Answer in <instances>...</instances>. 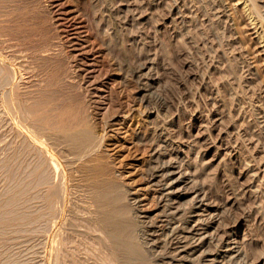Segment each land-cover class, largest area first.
Masks as SVG:
<instances>
[{
	"label": "rangeland",
	"instance_id": "1",
	"mask_svg": "<svg viewBox=\"0 0 264 264\" xmlns=\"http://www.w3.org/2000/svg\"><path fill=\"white\" fill-rule=\"evenodd\" d=\"M115 1L117 0H0V54L4 55L5 60L9 57V66L17 70L13 83L15 91L28 94L37 91L39 87L42 88L46 80V75L42 73L43 69L41 70L43 61L52 57V65H56V57L65 60L62 71L66 74L63 73L60 82L66 80L64 83H67H62L63 86L60 83V90H75L80 96L84 95V100H88V112L91 114L89 119L92 120L91 124L96 131L99 130L97 133L103 134H100L102 144L104 143L101 152L112 166V174L117 175L113 174V177L121 186H125L124 191H130L132 196L138 199L137 214L140 217L133 219L131 224L127 223V219L124 223V218L118 221L123 225L121 235L124 233V237L119 238L120 244L118 241H110L99 231L97 223L96 227L93 225L92 229L88 228L85 237L81 238L67 225L71 221L72 225L82 220L84 223L85 216L90 217L91 211L86 194L75 187L77 177L82 174L79 164L75 162L78 171L70 172L71 179L68 184L70 202L67 201V209L60 215L61 218H58V223L57 218L54 220V232L59 231V238L73 233L72 237L69 235V241L76 246L80 243L79 251L83 249L85 253L90 252L91 245L86 246L90 242L93 243L92 246H97L106 239L102 244L111 247L109 249L115 248L116 244V249L122 251H119V256L126 257H119L118 260L125 261V264H162L159 253L163 252V248L152 245L154 241L148 240L146 243L147 236L145 238L144 234L145 224L159 225L162 219L161 209L155 199L157 187L146 180L150 155L145 138L157 125H163L164 128L166 126L167 132H171L174 125L177 128L183 127L184 131L192 136L196 135L198 141L194 147L190 145L191 151L186 148L189 153L185 152L184 157L188 154L189 157H185V161L194 163L195 151L202 152L201 160L198 157V168L203 171L197 175V183L212 185L215 195L223 196L228 193L236 200L224 209L225 214L232 216L227 218L226 222H229V219H238V245L244 250L247 249L246 252H249L252 260L264 264V0H136L139 3L144 1L141 4L145 5L141 8V23L134 26L122 22V16L113 17L109 13L112 4L119 2ZM95 12L105 18L95 19ZM115 16L121 18L122 20L118 18L121 22H118ZM96 20L102 21L100 29L96 26ZM123 25L129 26L128 30ZM42 58L45 60H41ZM145 62L152 67L151 71L146 70L150 73L147 80L150 87L146 92L147 101L142 102L140 90L130 77L131 70H137ZM124 74L128 75L127 80L124 79ZM67 91L65 93H68ZM141 136L144 137L143 140H140ZM192 147L195 148L194 152ZM61 159L58 158V162H65L64 157ZM68 169L70 170V167ZM0 178L4 177L0 174ZM2 181L3 179L0 180V186ZM249 183L253 186L248 193L250 198L248 197L249 201L246 199L248 202L243 203L239 188ZM224 184H227L229 189H225ZM188 200L189 196L184 195L180 198V204L185 205ZM74 202L78 204V212L83 215L76 213L77 206ZM247 206L252 209L255 207L256 213L245 220L241 218V212L249 209ZM74 207L75 212L72 211ZM68 209L73 213L67 211ZM77 217L81 218L80 221ZM73 218L78 221L75 222ZM76 224V232L84 230L83 227L80 228L81 224ZM74 226L72 228H75ZM92 230H95L98 236L95 231L92 234ZM37 237L35 235V238ZM35 238L31 242L27 239L30 243L24 238H21V242L15 241L19 242L18 244L13 241L12 245L11 242L8 250L2 248L7 253L0 249L3 254L1 261L4 259V264H9V261L13 262V258H22V264L24 261H32L35 257L39 258L40 241ZM72 238L81 241L85 248L81 246V242L74 243ZM86 238H91L88 240L92 241L89 242ZM124 238H130L127 240L130 242ZM34 242L38 243V248ZM131 242L134 243L133 246L129 244ZM25 243L36 247H26ZM50 244L43 264L54 262L53 257L52 262L49 258ZM102 244H99L101 249ZM121 244L124 247H118ZM14 246L20 247L19 249L26 248L18 251ZM98 247L96 251L100 249ZM86 248L89 252L85 251ZM11 249L12 255H9ZM30 250H33L30 254L34 252L31 259L28 252ZM137 250L141 253H137ZM22 251L27 252L24 254ZM20 254L24 257L19 256ZM129 254L135 256L130 258L132 255ZM5 255H9L6 259L10 260L7 261ZM3 261L0 264H3ZM119 261L116 262L120 264Z\"/></svg>",
	"mask_w": 264,
	"mask_h": 264
},
{
	"label": "bare ground",
	"instance_id": "2",
	"mask_svg": "<svg viewBox=\"0 0 264 264\" xmlns=\"http://www.w3.org/2000/svg\"><path fill=\"white\" fill-rule=\"evenodd\" d=\"M117 1H115V3ZM138 1L119 0L117 4H112L111 10L108 9L109 13L112 14V16H122L124 19L122 22H125L126 25L134 26L135 24H139L143 19L141 8H143L142 5L145 4H141L144 1L141 3H139L141 0L139 2ZM98 12L100 13V11ZM93 15L95 19L102 17V15H98L96 12ZM103 17L105 18V16ZM116 17L117 16H115V19L118 20L119 17ZM121 18L119 19L122 20ZM120 20H118V22ZM101 22L102 21L100 20H98V22L96 20V26L98 25L97 27H99V29ZM129 26L124 27L127 29ZM105 34L108 35L106 31ZM3 56L4 55L0 54V174L4 177L0 178V180L3 179L0 186V249L5 247L3 249L8 250L11 242L12 245L13 241L14 243L19 240L21 242V238L26 240L29 239L31 242L36 235L39 238L37 237L35 239H39L40 241L39 248L36 245L38 244L36 243L38 241L34 242L37 247L28 244L30 243L29 240H27L28 243H25L24 245L27 244L26 247L30 245L33 248H38L40 256H38L39 258L35 256V258L31 257L34 252H32L31 255L30 252L33 250H30L28 251L30 255L29 258H33V260H29V262L24 261L22 264H43L45 258H47L49 243H51L49 258L51 259V262L53 260L52 257L54 258L53 264H116L119 261L118 259L122 257L126 258L121 254L120 255L122 257L119 256V251L121 249L117 250L116 244H114L115 246L113 245L115 248L112 247L113 249H109L111 247L108 248L106 245L102 244L106 241V239H104L102 243H98V245L102 244L103 249L100 248V245L99 247L98 245H93L95 247L94 248L92 246L93 243L90 242L92 240H88L92 238L90 234L91 238H86L90 244L86 246L91 245L89 248L91 253L88 251L89 249L87 250L88 247L85 251H88L89 253H85L82 248L83 252L79 251L80 243H77L81 241H75L76 235L84 238L86 232L89 231L88 228L92 229L93 225L96 227L98 224L97 226H99V231H102L103 234L110 239V241L119 242L120 236L124 235V233H122L123 235L120 233L122 232L123 225L118 223L119 219L124 218V223H126L125 219H127V223L131 224L133 219L140 217L137 214L138 199L133 197L130 191L128 192L123 190L124 185L121 186V183L117 182V179L113 177V174L115 175V173L112 174V166L108 164L109 162L106 161L107 159L105 160V155L101 152V149L104 148H102L104 143L102 144L103 141L101 137L103 134L100 132V136V134L97 133L99 130L96 131V128L93 127L94 125L91 124L92 120L90 121L89 119L91 114L89 115L88 112L89 105L87 107L86 102L88 100H84L85 98L82 97L84 95L80 96V94L76 93L75 90L72 92H68L66 90L68 93H65L66 91L63 92V88H61L63 91L60 90L61 84L66 81L63 80L64 82H60L61 76H64L63 73H65L62 71L64 69L63 64L65 60L61 57L55 58L56 65H52V57L48 58L47 61L43 58L41 59L45 60L43 61L44 63L42 62L43 64L41 63L43 66L39 65L41 66V70L43 69L42 73L44 72L43 74L46 75L45 85H43L42 88L39 87L37 91L35 90V93L25 94V92L20 93L17 90L15 91V88H13L17 70L15 71L16 68H11V66H9L7 62L10 60L9 57L7 58L8 60H5ZM32 56H34V54H32ZM3 62H5V66H3ZM140 66L141 67L137 70H131L132 72L130 71L132 74L130 77L131 79H129L137 84V88L140 90L141 94V101L144 102L147 101L146 92L150 87L149 81H147L150 74L148 71H151L150 67L152 66H149L148 62H145ZM147 69L148 71H146ZM127 76L128 75L124 76L125 80L128 79L126 78ZM66 83L64 84L66 85ZM64 84H62V86ZM68 86L69 85L67 84V87ZM29 94H31V97H29ZM206 121L208 122L209 120ZM188 128L192 131L191 126ZM184 130L185 129H183V127L177 128L173 125L171 132H167L168 130L166 126L164 128L163 125H157L152 129L147 138H145V141L147 140L150 155L146 180H148L150 184L157 187L155 189V199L158 207L161 209L162 216V219L159 221L160 224L158 223L159 225L154 223H150V225H148V223L145 224L146 227L144 228V234L145 238L147 236L146 243L148 240L152 242L154 241L152 245L157 248L159 247V249L160 247L163 248V252L159 253L162 257V264H259V261H255L254 259L252 260L249 257V252H246L247 249L244 250L238 245L239 241L236 237L238 234L236 225V223H238V219L235 218V220L231 218L233 220L230 221L229 219V222H226L228 221L227 218L232 216L229 213L225 214L224 209L230 203H235L234 201L236 200H233L228 193L225 194L227 196L215 195L212 185H206V183L205 185H202L197 183L196 177L197 175H200L199 172L202 170L198 168V157H201L202 152L195 151L196 161H194V163H187L188 161H185V157L189 155L188 154L184 157L186 148H188V151H191L190 145L194 147L198 140L195 137L196 135H193V137L191 133H186ZM140 138V140H143L144 137L141 136ZM187 153L189 152H186L185 154ZM61 157L65 158V162H60L62 161ZM58 158L61 159L59 161L60 163L57 160ZM75 162L79 164L81 168L79 170H82V174H79L80 176L78 175L79 177H77V179L75 178L77 175L73 177L76 179V182L74 181L75 187L77 190L80 189L84 191L91 205V208L88 207L91 209L89 213L91 219H88L90 217L86 218L85 216V219L83 218V223V220L80 221V217L83 216L80 215V219L77 217L80 221L77 223L79 225L81 224L80 228L82 229L83 227L84 230L76 232V230H74L78 228L77 226H74L76 223H73L74 225H72V221L69 222V217L67 218V222H69L67 225L68 227L70 226L69 229L72 232L75 231L76 233V235L73 236L75 240L72 238V241L74 240V243L77 242L76 244L79 248L69 241V233L67 237L59 238L57 233L58 230H55L56 232H54V223L56 218L58 223V218H61L60 215H63L67 209L66 203L68 201V194H70L68 193V184H70L69 179H71L70 174L74 171H78V168H75V166L77 167ZM199 164L201 163L199 162ZM69 167L70 170L68 169ZM72 183L73 182H71V184ZM226 185L227 184H224V188L229 189V186ZM252 187L251 183H249L239 188L240 195H242V197H239H241L243 203H245L246 199L250 196V194L248 196V193ZM184 195L189 196V200L185 205H181L180 198ZM82 198L84 197L82 196ZM69 202L70 201H68V203ZM74 203L76 204V202ZM77 205L78 204H76V206ZM75 208L76 207H74V210L72 209L73 212L78 209V206L76 210ZM78 210L76 213L83 215V213L78 212ZM255 210V207H253V209H245L241 212V218L245 220L246 218H250L252 214L256 213ZM67 211L70 212L71 210L68 209ZM83 211L85 213V210ZM73 212L70 213L72 214ZM65 214L67 215V212ZM79 214H77V216H79ZM255 219L257 220V217H255ZM74 220L75 222L78 221L76 219ZM120 221L122 222V220ZM64 222L66 223V221ZM67 225L65 224V227ZM128 225L129 224H127V226ZM72 226L75 228H72ZM94 231L92 234L96 232ZM38 233L39 235H37ZM72 234L70 235L71 237ZM66 235L67 233L65 231V236ZM95 235H97V232ZM100 237L101 236H99V238ZM81 238L79 239L81 240ZM95 238L98 239L96 236ZM129 239L124 238L126 241ZM118 244H120V242ZM129 244L133 246L134 243L132 244L131 242ZM82 245L84 244L82 243L81 246ZM124 245L121 244L118 245V247H124ZM17 246L18 245H16V247ZM16 247L14 246V248ZM20 247H22V245ZM82 247L85 248V246ZM97 247L100 248L98 251H96ZM19 248L16 249H18V251L25 249L24 247L23 249ZM3 249L2 251L6 252ZM12 249L9 251L11 252L14 250ZM127 250H130V248ZM138 251L139 250L136 252L139 253ZM133 252L135 254V251ZM120 253H122V251H120ZM0 254V257H3V254ZM10 254L12 255V252L9 253V255ZM9 255H5L4 258L6 259ZM130 255L132 254H129V256ZM133 255L130 258H132ZM19 256H21V254ZM26 258L27 257H25V259ZM3 260L4 259H2V261ZM17 260L16 258L15 260L13 258V262L9 261L8 263L17 264L19 262V264H21L20 260ZM2 261L0 259V263ZM124 262L121 263L123 264ZM144 262L145 261L143 260V263Z\"/></svg>",
	"mask_w": 264,
	"mask_h": 264
}]
</instances>
